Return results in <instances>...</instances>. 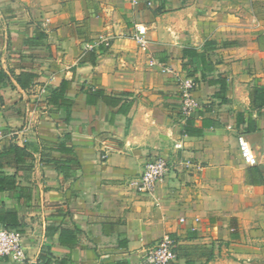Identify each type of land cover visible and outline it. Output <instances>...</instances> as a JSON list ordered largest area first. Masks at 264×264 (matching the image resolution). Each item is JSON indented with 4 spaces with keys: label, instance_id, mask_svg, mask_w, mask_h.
I'll use <instances>...</instances> for the list:
<instances>
[{
    "label": "crops",
    "instance_id": "obj_1",
    "mask_svg": "<svg viewBox=\"0 0 264 264\" xmlns=\"http://www.w3.org/2000/svg\"><path fill=\"white\" fill-rule=\"evenodd\" d=\"M0 73V152L33 155L0 169L26 190L0 195L26 260L0 264H141L165 237L173 264H264V0H0ZM181 76L199 84L188 120ZM63 81L70 121L49 103ZM154 157L176 165L140 195Z\"/></svg>",
    "mask_w": 264,
    "mask_h": 264
},
{
    "label": "built area",
    "instance_id": "obj_2",
    "mask_svg": "<svg viewBox=\"0 0 264 264\" xmlns=\"http://www.w3.org/2000/svg\"><path fill=\"white\" fill-rule=\"evenodd\" d=\"M130 1L133 4L137 3V0ZM145 35L146 29L137 26L132 39L139 44H146ZM94 48V45H85L86 51H93ZM178 83L180 89V114L184 120H188L200 108V103L195 97L199 84L194 78L188 76L179 77ZM4 138L5 134L0 130V142ZM238 143L244 162L248 166H256L258 164L257 156L245 134H241L238 137ZM176 147L179 148L180 145ZM174 165L176 164H171L167 159L162 157H154L149 160L138 180V194L153 195L158 184L167 178ZM23 241L24 237L21 231L1 229L0 258L24 263L26 260V253ZM176 249V242L170 237H165L146 250L141 264H173L178 258Z\"/></svg>",
    "mask_w": 264,
    "mask_h": 264
},
{
    "label": "trees",
    "instance_id": "obj_3",
    "mask_svg": "<svg viewBox=\"0 0 264 264\" xmlns=\"http://www.w3.org/2000/svg\"><path fill=\"white\" fill-rule=\"evenodd\" d=\"M193 77V76H189ZM4 78V74L0 73V81ZM36 79V75L31 73H22L18 77V84L22 89H27L34 84ZM69 89L68 82H61L57 88H51V96L49 99L50 105L55 106L58 110L65 109L68 112L67 121H70V110L73 107V102L66 98V92ZM224 91V90H223ZM97 98H101L107 104H116L118 103L117 100L113 99L112 102L111 98L105 96L103 92H97L95 94ZM262 105H264V94L261 95ZM57 151H66V152H73L72 149H66L63 144L57 145ZM33 158L31 152L27 150L26 147H19L17 145H11L6 148L3 152H0V169H2V164L4 162L8 164L15 163L17 166L25 164L28 159ZM257 171V170H255ZM5 191H12V192H24L25 189L19 188L16 184V176L7 175L6 173L0 171V195ZM30 197V196H28ZM0 224L4 227V229L11 230V231H21V224L19 222L18 216L13 213H9L4 205H0ZM22 232V231H21ZM178 251V249H176ZM178 255V254H177ZM45 259V258H40ZM47 261V260H46ZM59 264H66V262H61Z\"/></svg>",
    "mask_w": 264,
    "mask_h": 264
}]
</instances>
